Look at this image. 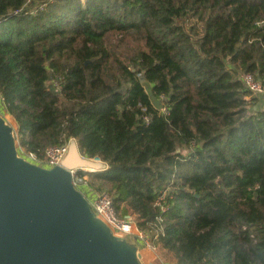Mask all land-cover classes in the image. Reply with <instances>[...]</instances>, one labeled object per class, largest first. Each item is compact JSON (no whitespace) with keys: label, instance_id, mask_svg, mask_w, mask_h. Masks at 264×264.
<instances>
[{"label":"trees","instance_id":"trees-1","mask_svg":"<svg viewBox=\"0 0 264 264\" xmlns=\"http://www.w3.org/2000/svg\"><path fill=\"white\" fill-rule=\"evenodd\" d=\"M242 73L264 86V0H0L17 151L75 140L172 264H264V96Z\"/></svg>","mask_w":264,"mask_h":264},{"label":"water","instance_id":"water-1","mask_svg":"<svg viewBox=\"0 0 264 264\" xmlns=\"http://www.w3.org/2000/svg\"><path fill=\"white\" fill-rule=\"evenodd\" d=\"M14 132L0 123V264H140L127 238L112 234L74 189L70 170H102L75 140L59 166L17 155Z\"/></svg>","mask_w":264,"mask_h":264},{"label":"built area","instance_id":"built-area-1","mask_svg":"<svg viewBox=\"0 0 264 264\" xmlns=\"http://www.w3.org/2000/svg\"><path fill=\"white\" fill-rule=\"evenodd\" d=\"M14 13L16 14L17 12ZM239 80L241 81L245 90H247L250 94L264 96V86L254 75L250 73H242L239 75ZM2 101L3 99L0 95V102ZM158 110L163 115L167 114L168 112L167 108L164 106H161V108ZM71 140L72 139H69L60 145L47 147L44 150V159H38L35 154L24 153L23 151H18V154L21 158L29 163L45 169H51L60 165L61 161L67 154ZM90 160L94 162L100 161L98 158ZM90 172L93 171L90 169H73L69 171V174L71 177L72 186L88 201L95 216L111 230L113 235L121 238H127L133 235L135 241L140 247L152 251L155 250V247H153L151 244L149 235L137 229L132 217H119L116 214L113 207V199L109 193L104 191L95 193L89 189L90 177L88 174ZM164 194L159 198L157 202L158 205L163 201ZM161 210L164 211L165 208L161 206Z\"/></svg>","mask_w":264,"mask_h":264},{"label":"rangeland","instance_id":"rangeland-1","mask_svg":"<svg viewBox=\"0 0 264 264\" xmlns=\"http://www.w3.org/2000/svg\"><path fill=\"white\" fill-rule=\"evenodd\" d=\"M145 89H146V92L149 94V97L151 99V102L153 104V106L157 109H160L161 106H162V100H159V99H156L154 98L151 93H150V88L149 86L145 85ZM264 109V103L262 102V100H259L258 102V105L254 106V107H251L250 108V111L251 112H254V111H257V110H262ZM0 123L2 124L3 126V129L7 132H10V129L14 132L16 130V124L14 122V120L7 114H5L3 112V107L1 106V102H0ZM17 155L20 157V155L17 153ZM97 162H100L102 163L101 161H97ZM104 192H107L104 190ZM108 193V192H107ZM130 244H132L136 249L137 251L140 250V246L139 244L135 241V238L133 235H131L128 240H127ZM140 264H142L141 260L138 261Z\"/></svg>","mask_w":264,"mask_h":264},{"label":"crops","instance_id":"crops-1","mask_svg":"<svg viewBox=\"0 0 264 264\" xmlns=\"http://www.w3.org/2000/svg\"><path fill=\"white\" fill-rule=\"evenodd\" d=\"M142 264H172L167 259L161 258V252L155 248V250L145 249L140 247L138 251Z\"/></svg>","mask_w":264,"mask_h":264}]
</instances>
